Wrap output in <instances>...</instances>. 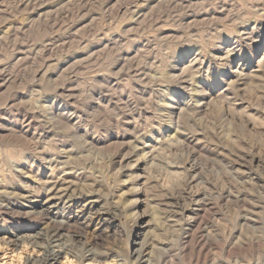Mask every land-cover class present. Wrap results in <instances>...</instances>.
<instances>
[{
  "label": "rangeland",
  "instance_id": "rangeland-1",
  "mask_svg": "<svg viewBox=\"0 0 264 264\" xmlns=\"http://www.w3.org/2000/svg\"><path fill=\"white\" fill-rule=\"evenodd\" d=\"M263 52L264 0H0V238L264 264Z\"/></svg>",
  "mask_w": 264,
  "mask_h": 264
},
{
  "label": "bare ground",
  "instance_id": "bare-ground-1",
  "mask_svg": "<svg viewBox=\"0 0 264 264\" xmlns=\"http://www.w3.org/2000/svg\"><path fill=\"white\" fill-rule=\"evenodd\" d=\"M262 60H264V52L262 56L257 60V63ZM46 209H44L43 211L47 213L52 212L51 208L48 207V210ZM136 218L138 219L140 217L137 216ZM69 223H70L69 220H64V221L54 220L52 223L50 222L47 224L41 223L42 228H40V230L36 232L34 235L31 236L23 235L14 239L0 238V248L4 246L6 247L4 248V250L1 251V253L3 256H5L7 254L6 252L8 251H10L8 253L11 254L16 253V258L18 257L17 264H82L86 261V259H89L90 263L94 262V260L92 259L95 257V254L90 250L86 252L84 251V253L83 252L77 253L74 252L68 244L64 242L62 243L60 242L63 234L61 233V230H59V228L61 229L62 227L68 226ZM143 223L144 222L140 223L139 226L141 225L145 226V224ZM51 226L55 227L52 232L48 230ZM49 235H50V240L48 241V243L43 245L41 242L43 237ZM137 237L139 236L138 235L135 236V238ZM27 238H30L31 240L30 239L28 240ZM135 245H138L139 247L133 251L132 258H134V260L138 261L139 263L145 262L146 260H144V258L147 254L145 252L146 249L144 250L143 243H136ZM25 247H29L32 252H35V255L33 256L27 255L26 257L22 258L23 249H25ZM12 257L13 256H11V258H9L8 261L6 262L4 261L5 263H3L2 261L3 259H2L0 261V264H15L13 262V260L15 259ZM117 264H122V263L118 262Z\"/></svg>",
  "mask_w": 264,
  "mask_h": 264
}]
</instances>
